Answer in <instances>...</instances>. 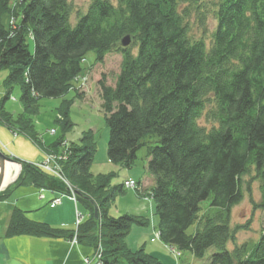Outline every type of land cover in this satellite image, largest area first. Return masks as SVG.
<instances>
[{
  "label": "trees",
  "instance_id": "obj_1",
  "mask_svg": "<svg viewBox=\"0 0 264 264\" xmlns=\"http://www.w3.org/2000/svg\"><path fill=\"white\" fill-rule=\"evenodd\" d=\"M201 3L92 0L72 23L69 0H0V71H8L0 123L40 143L37 133L25 130L29 119L5 107L15 86L29 114L44 97L75 89L84 98L74 81L83 75L88 53L96 52V63L120 53L115 84L104 76L98 81L110 129L108 157L132 168L137 151L147 147V169L154 179L148 196L155 204L161 241L197 259L214 248L211 264H264V226L256 241L238 244L239 229L232 224V209L251 193L254 180L261 194L254 205L264 209V0H212L205 11L217 24L209 43L191 34V10ZM206 17L200 11L203 26ZM125 37L128 46L122 44ZM72 104L66 100L60 109L64 130L73 126ZM203 116L210 126L199 122ZM65 141L47 148L63 156L61 173L80 192L77 201L89 217L71 232L32 221L15 209L7 235L73 240L77 233V242L93 246L101 264H165L143 247H128L133 225L146 226L150 220L147 215L110 214L111 203L126 188L124 182L112 185L114 173L91 172L97 151L93 132H85L80 144L64 147ZM20 161L19 176L0 199L21 185L68 192L64 181L33 162ZM208 199L214 211L202 212L201 203ZM192 225L196 231L189 233Z\"/></svg>",
  "mask_w": 264,
  "mask_h": 264
},
{
  "label": "rangeland",
  "instance_id": "obj_2",
  "mask_svg": "<svg viewBox=\"0 0 264 264\" xmlns=\"http://www.w3.org/2000/svg\"><path fill=\"white\" fill-rule=\"evenodd\" d=\"M69 1L73 6V14L71 19L72 23H74L77 18V13L86 12L92 0ZM211 1L212 0H202L201 4L203 7L198 9L192 8V14L189 17L191 34L195 37H203L208 43L212 38L213 31L217 24L212 13L205 11L209 6H211ZM200 11L205 12L207 15L205 20L206 24L204 26L200 23ZM9 20L10 17H7L5 19L6 23H9ZM30 47L33 49L32 42H30ZM121 63L122 55L117 52L107 54L104 63H96V52L91 51L88 53L85 61L83 62V66L85 68L83 75H81L78 80L74 81L75 87L79 88L81 92H84V98L78 97V92L75 89L70 90L61 97H44L38 101L37 111L33 114H29L24 112V107L20 102L21 89L19 86H15L11 97L5 103V107L16 116L23 113L25 118L29 119L31 124L29 128L26 126L25 130H31L34 133H37L40 141L45 142V145L47 146H51L61 138L67 140L68 144H80L83 134L85 132L92 131L96 141L97 151L91 166V172L94 174H116L112 180V185L123 183L124 178H127L129 175L136 176L138 179L146 176L153 178L147 169L148 160L146 146L141 147L137 151L138 158L132 168H125L122 165L114 164L108 157L107 148L110 137V129L107 124L106 113L102 107V98L100 96L101 91L98 81L102 78V76H104L108 84L114 85L121 68ZM7 75L8 71H0V99L4 96V92L6 90L4 87V80ZM71 99L73 100V104L69 110V119L73 123V126L67 130H64L62 123L58 120L60 116V109L64 101ZM199 122L206 126H210L211 124L205 118V116L201 117ZM53 130H55V132H53ZM59 148L61 149L62 147L59 146ZM45 158L46 157L37 163L44 162ZM13 177L14 176H12V178ZM250 179V175L245 177V180ZM149 187L151 186H148V189L145 190V192L142 189L140 195L137 193V190L126 188V191L123 194H117L110 206V213H112L113 216L118 217L127 213H137V207L140 204H144L145 206L144 201H147V210H142V213L146 214L148 218L151 219L149 229L150 233H148V238L146 239V245L148 247L153 244H162L161 240L159 239L160 233L158 232L159 238L156 237L157 232L153 228V220H157V216L155 215V204L154 212H152V210L149 208V204L152 202L148 196L150 195L148 193ZM54 199L52 200L53 202ZM260 200L261 194L259 184L254 180L252 181L251 193L249 194L246 192L243 201L232 209V224L234 227L239 229L237 230L238 244L250 240L256 241L259 238L264 226V209L259 207L257 208L254 203L256 202L258 204L260 203ZM75 202L78 204V201ZM209 203V199L201 203L202 212L207 210L210 212L214 211L212 210ZM80 209L83 211L82 205H80ZM157 230L159 231L158 226ZM195 231L196 225H192L188 229L189 233H194ZM130 232L131 233L129 234L133 236V230ZM152 237L155 239L154 242H152ZM230 246L233 247V243H231ZM213 251L214 248H211L203 259H197L191 255L190 252H184L180 254L176 249L172 251L171 248L167 247V253L171 254L169 258L173 261L175 258L178 260L180 259L181 264H211L210 255L213 253Z\"/></svg>",
  "mask_w": 264,
  "mask_h": 264
},
{
  "label": "crops",
  "instance_id": "obj_3",
  "mask_svg": "<svg viewBox=\"0 0 264 264\" xmlns=\"http://www.w3.org/2000/svg\"><path fill=\"white\" fill-rule=\"evenodd\" d=\"M0 144L7 153L10 152L15 158L27 162L36 163L50 153L45 142L36 143L25 134L13 132L3 123H0ZM127 179L136 180L144 192L148 186H151L148 191L151 192L154 186V179L148 176L138 179L136 176L129 175L124 178V181ZM140 192L137 191L139 195ZM56 197L61 198V203L52 204V200ZM144 202L145 206L140 204L136 209L137 213L134 214L146 215L142 213V210H147V201ZM80 205L70 197L69 192L51 187L21 185L10 190L6 198L0 199V264H87L88 260L92 261L95 257L94 247L86 243L74 242L70 238L7 235L8 225L15 209L22 210L26 217L32 221L44 222L52 227L71 232L75 231L77 211H81L85 215L84 221L89 217L84 207L83 211L80 209ZM149 208L154 212L153 201L149 204ZM110 214L113 216L112 213ZM149 220L151 223V219ZM153 222V228L157 232L156 237H158V218ZM150 223L146 226L135 225L132 227L134 235L129 234L126 237L128 247L133 250L143 247L146 252L157 255L165 264H181L180 259L175 258L173 261L169 258L171 254L167 253V247H171L162 241V244H153L149 247L146 245V239L150 233ZM152 240L154 242V237ZM171 249L174 251V248Z\"/></svg>",
  "mask_w": 264,
  "mask_h": 264
},
{
  "label": "built area",
  "instance_id": "obj_4",
  "mask_svg": "<svg viewBox=\"0 0 264 264\" xmlns=\"http://www.w3.org/2000/svg\"><path fill=\"white\" fill-rule=\"evenodd\" d=\"M53 132H55V130H53ZM67 145H68L67 141L63 142V146L64 147H67ZM62 157L63 156L59 155V154L49 153V154H47L44 162H41V163H37L36 162L34 164L38 168H41V169L47 171L48 173L56 176L57 178H59L60 180L64 181L66 184H68L70 186L68 180L61 173L62 166H61L60 160L62 159ZM124 187L127 188V189H131L132 188V189H135V190H137V188L141 189L139 183L136 180H133V179L125 180L124 181ZM70 188H71L70 197L74 201H77L76 200L77 196L74 193V189L71 186H70ZM59 203H61V198L57 197V198L54 199V202L52 204H59ZM84 217H85V215L81 211H77V222H76L77 228L84 221ZM158 238H159V235H158ZM73 240H74V242H77V233L75 234ZM87 264H101L100 254H98V255L95 254L94 259L92 261L88 260Z\"/></svg>",
  "mask_w": 264,
  "mask_h": 264
},
{
  "label": "water",
  "instance_id": "obj_5",
  "mask_svg": "<svg viewBox=\"0 0 264 264\" xmlns=\"http://www.w3.org/2000/svg\"><path fill=\"white\" fill-rule=\"evenodd\" d=\"M129 42H130V39L129 37H125L123 38L122 40V44L123 46H128L129 45ZM18 164L19 167H20V170L22 168V162L20 160H18L17 158H15L14 156H10V155H7L5 154L2 149L0 148V193L6 188L8 187L10 184H12L16 179L17 177L19 176L20 174V170L16 172L15 176L12 178V179H7V176H6V171H7V168H8V164ZM67 190L68 192H71V188L70 186L67 184ZM74 193L77 195H81L79 191L77 190H74ZM93 204V201L91 202ZM98 207L95 206V209H94V214H95V217L98 219L99 218V212H98Z\"/></svg>",
  "mask_w": 264,
  "mask_h": 264
},
{
  "label": "bare ground",
  "instance_id": "obj_6",
  "mask_svg": "<svg viewBox=\"0 0 264 264\" xmlns=\"http://www.w3.org/2000/svg\"><path fill=\"white\" fill-rule=\"evenodd\" d=\"M1 146V144H0ZM4 151L6 152V149L3 148ZM7 154H9L10 156H13L12 154H10V152H8ZM20 170V167L18 164L14 163V164H8V168H7V171H6V176H7V179L9 180L10 178H12V176H15L16 172Z\"/></svg>",
  "mask_w": 264,
  "mask_h": 264
}]
</instances>
